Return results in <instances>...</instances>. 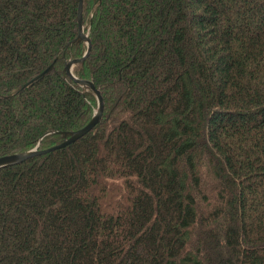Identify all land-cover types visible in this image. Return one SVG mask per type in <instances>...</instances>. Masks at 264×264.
<instances>
[{
	"label": "trees",
	"instance_id": "16d2710c",
	"mask_svg": "<svg viewBox=\"0 0 264 264\" xmlns=\"http://www.w3.org/2000/svg\"><path fill=\"white\" fill-rule=\"evenodd\" d=\"M77 5L0 0V157L97 107L63 73ZM82 20L100 120L0 168V264H264V0H83Z\"/></svg>",
	"mask_w": 264,
	"mask_h": 264
},
{
	"label": "water",
	"instance_id": "95a60500",
	"mask_svg": "<svg viewBox=\"0 0 264 264\" xmlns=\"http://www.w3.org/2000/svg\"><path fill=\"white\" fill-rule=\"evenodd\" d=\"M82 2L83 0H78L76 17H75L76 26H77V36L72 42L83 41L86 45V50L80 58L72 59V60L65 62L63 73L67 78H69L77 86L86 88L92 91V93L96 97L97 107L94 113L92 114L91 118L89 119V121L84 126L74 131L62 132L61 133L62 141L58 145H55L46 150H38L37 147H35L31 149L30 151L1 156L0 157V168L16 165L35 155H40V154H44V153H47V152H50L56 149L63 148L71 144L72 142L80 139L81 137L85 136L86 134H88L100 120V117L103 111V100L99 93V90L95 88L93 82L90 79H79V78H76L72 74V68L84 62V60L89 54L90 47H91L90 40L83 31ZM51 69H52V65H49L37 77H42L44 74L48 73Z\"/></svg>",
	"mask_w": 264,
	"mask_h": 264
},
{
	"label": "bare ground",
	"instance_id": "6f19581e",
	"mask_svg": "<svg viewBox=\"0 0 264 264\" xmlns=\"http://www.w3.org/2000/svg\"><path fill=\"white\" fill-rule=\"evenodd\" d=\"M83 21V20H82ZM83 24V23H82ZM83 31H84V25H83ZM85 33V32H84ZM86 34V33H85ZM87 35V34H86ZM80 42H83V41H80ZM79 43V42H78ZM84 43V42H83ZM84 45H85V43H84ZM86 46V45H85ZM86 50V49H85ZM85 52V51H84ZM84 54V53H83ZM82 54V55H83ZM75 67V66H74ZM73 67V68H74ZM73 68H72V70H73ZM95 96V95H94ZM96 98V97H95ZM97 102V101H96ZM96 109V108H95ZM95 111V110H94ZM94 113V112H93ZM37 147V146H36ZM35 148V147H34ZM33 149V148H32ZM37 149H38V147H37ZM28 151H30V150H28ZM26 152V151H25ZM21 153V152H20Z\"/></svg>",
	"mask_w": 264,
	"mask_h": 264
},
{
	"label": "rangeland",
	"instance_id": "374dc122",
	"mask_svg": "<svg viewBox=\"0 0 264 264\" xmlns=\"http://www.w3.org/2000/svg\"><path fill=\"white\" fill-rule=\"evenodd\" d=\"M91 50V49H90ZM90 52V51H89ZM73 71V70H72ZM99 93H100V91H99ZM100 95H101V93H100ZM102 97V96H101ZM103 100V99H102Z\"/></svg>",
	"mask_w": 264,
	"mask_h": 264
}]
</instances>
